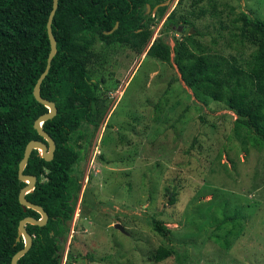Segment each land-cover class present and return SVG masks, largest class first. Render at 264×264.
Returning <instances> with one entry per match:
<instances>
[{
	"label": "rangeland",
	"instance_id": "374dc122",
	"mask_svg": "<svg viewBox=\"0 0 264 264\" xmlns=\"http://www.w3.org/2000/svg\"><path fill=\"white\" fill-rule=\"evenodd\" d=\"M211 1L171 0L140 54L120 45L103 50L104 67L95 71L104 80L96 103L101 119L84 140L85 158L76 171L83 187L98 192L104 215L85 221L77 198L66 224L63 261L72 252L69 264H264V148L245 151L233 135L234 114L200 103L182 81L173 54L172 64L146 57L155 40L172 47L198 32L195 41L204 52L242 63L250 50L230 35L232 21L240 13L264 19V0ZM172 12L192 25L163 29ZM97 150L107 154L106 162L97 160ZM222 196L242 207L244 219L238 229L226 226L209 236L213 212L207 202ZM152 216L170 230L169 241L152 231ZM159 245L176 254L153 263L148 256Z\"/></svg>",
	"mask_w": 264,
	"mask_h": 264
},
{
	"label": "trees",
	"instance_id": "16d2710c",
	"mask_svg": "<svg viewBox=\"0 0 264 264\" xmlns=\"http://www.w3.org/2000/svg\"><path fill=\"white\" fill-rule=\"evenodd\" d=\"M52 1L0 0V264H10L14 254L23 248L22 240L16 242L19 222L26 217L39 219L36 212L24 211L18 202L19 192L25 186L18 180V165L30 141L44 142L33 124L47 109L36 102L33 89L46 68L50 51L46 24ZM170 1L58 0L51 25L57 52L40 86L41 97L53 102L57 109L56 116L42 125L55 143L54 157L46 162L33 150L23 171L37 179L26 199L42 207L48 220L43 227L26 226L32 245L17 264H61L66 224L82 187L76 166L85 158L84 140L101 119L96 103L104 80L95 71L104 67L107 52L103 50L120 45L142 53L152 28L164 16ZM175 18V13H170L163 29L178 27L180 22L192 25L183 16ZM116 23L117 29L106 35ZM232 24L235 31L230 35L234 41L250 50L242 63L233 56L229 59L204 52L195 41L198 32L175 41L172 47L165 40H155L146 57L172 64L173 54L180 77L194 97L206 106L217 104L233 113L234 137L242 140L245 151L249 148L261 151L264 148V19L240 13ZM96 47L100 51H94ZM200 119L204 121L202 115ZM211 128L213 131L215 125ZM105 156L99 153L97 160L106 162ZM108 183L105 181V186ZM97 197L98 192L84 190L80 217L85 221L95 214L104 215L100 213L101 202ZM174 202L171 194L170 204ZM207 204L209 214L210 209L213 212L209 236L226 226L230 230L239 228L240 220L244 219L240 205L223 196L220 200L212 198ZM148 224L162 239H171V232L162 221L152 216ZM214 236L219 241L218 235ZM229 244L227 238L225 245ZM173 254H176L174 248L159 245L148 258L160 263ZM73 259V253H68L66 264Z\"/></svg>",
	"mask_w": 264,
	"mask_h": 264
},
{
	"label": "water",
	"instance_id": "95a60500",
	"mask_svg": "<svg viewBox=\"0 0 264 264\" xmlns=\"http://www.w3.org/2000/svg\"><path fill=\"white\" fill-rule=\"evenodd\" d=\"M58 6V0H53L52 1V9L50 11V14L48 16L47 24H46V30H47V36L49 40V45H50V51L47 57V63H46V68L44 72L41 74V76L38 78L34 89H33V97L36 100L37 103L41 104L47 109V113L39 116L34 124L33 128L37 132L38 136L42 138V141L39 140H32L30 141L24 150L23 158L19 162L18 165V180L20 182L25 183V186L20 190L19 195H18V202L22 206L23 210L25 211L26 209L33 210L34 212L38 213L40 218L38 220L32 218V217H26L22 219L19 222L18 225V230H17V237H16V242H19L22 240L23 242V248L19 250L16 254L11 259L10 264H17L18 260L25 255L29 249L31 248L32 245V237L28 234L26 231V226L31 225V226H37V227H43L46 225L48 216L44 212V210L38 206L34 205L33 203L29 202L26 200L25 196L28 193H31L34 188H35V183H36V178L31 175H25L23 174L24 168L26 167V164L28 162V159L31 155V152L33 150H36L38 152V156L42 158L46 162H50L53 157H54V151H55V143L52 140V138L42 129V125L44 122L53 119L56 114H57V109L55 107V104L53 102L47 101L46 99H43L40 95V86L44 78L46 77L51 61L56 55L57 52V47H56V40L52 34V20L55 15L56 9ZM149 7L147 6V10ZM118 27V23L115 24L114 28L105 33L106 35L111 34L113 31H115ZM28 183H27V182ZM114 228L119 230L122 233H125L124 229L119 225L115 224Z\"/></svg>",
	"mask_w": 264,
	"mask_h": 264
},
{
	"label": "clouds",
	"instance_id": "9594fccd",
	"mask_svg": "<svg viewBox=\"0 0 264 264\" xmlns=\"http://www.w3.org/2000/svg\"><path fill=\"white\" fill-rule=\"evenodd\" d=\"M149 7V6H148ZM150 8V7H149ZM157 8H154V11L156 10ZM99 150H97V152H96V154H95V156H98L99 155ZM79 164V163H78ZM32 176V175H31ZM35 177V176H34ZM36 178V177H35ZM27 182V181H26ZM36 182H37V179H36ZM23 183V182H22ZM28 183V182H27ZM81 183H82V181H81ZM25 184V183H24ZM35 185H36V183H35ZM86 189V187H83V185H82V187H81V190H80V193L78 194V198H79V202L80 203H82V199H83V193H84V190ZM27 195V194H26ZM25 198H26V196H25ZM27 200V199H26ZM28 201V200H27ZM76 202H77V200H76ZM76 202H75V205H76ZM79 203V204H80ZM75 205H74V207H75ZM42 208V207H41ZM75 210V209H74ZM45 212V211H44ZM38 214V213H37ZM39 215V214H38ZM73 215H74V212H73ZM48 216V215H47ZM78 216L80 217V214H78ZM78 216H76V217H74L75 219L78 217ZM39 218H40V216H39ZM71 218H72V216H71ZM41 219V218H40ZM73 229H71L70 230V234H69V236L73 233ZM75 232V231H74ZM66 236V235H65ZM32 237V236H31ZM73 237V236H72ZM66 238H67V236H66ZM71 238V237H70ZM67 255H68V253L66 252V259L63 261V259H61L62 261H61V264H66V261H67Z\"/></svg>",
	"mask_w": 264,
	"mask_h": 264
}]
</instances>
